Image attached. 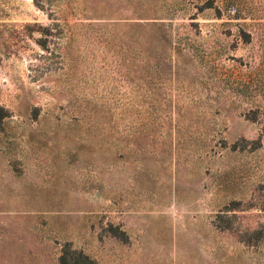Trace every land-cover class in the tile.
Instances as JSON below:
<instances>
[{"label":"rangeland","instance_id":"obj_1","mask_svg":"<svg viewBox=\"0 0 264 264\" xmlns=\"http://www.w3.org/2000/svg\"><path fill=\"white\" fill-rule=\"evenodd\" d=\"M0 264H264V0H0Z\"/></svg>","mask_w":264,"mask_h":264},{"label":"trees","instance_id":"obj_2","mask_svg":"<svg viewBox=\"0 0 264 264\" xmlns=\"http://www.w3.org/2000/svg\"><path fill=\"white\" fill-rule=\"evenodd\" d=\"M65 262V261H64Z\"/></svg>","mask_w":264,"mask_h":264}]
</instances>
